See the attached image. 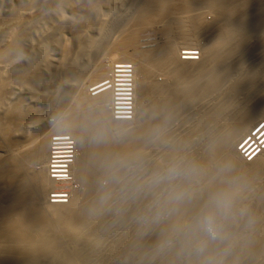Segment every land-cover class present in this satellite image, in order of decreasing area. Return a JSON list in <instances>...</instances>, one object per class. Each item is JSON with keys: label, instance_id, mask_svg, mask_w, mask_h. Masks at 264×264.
<instances>
[{"label": "bare ground", "instance_id": "1", "mask_svg": "<svg viewBox=\"0 0 264 264\" xmlns=\"http://www.w3.org/2000/svg\"><path fill=\"white\" fill-rule=\"evenodd\" d=\"M17 1V6L14 5L16 10L13 8L15 12L11 13V10L9 12L11 14H7L6 17L5 15H1L4 18L0 16L2 18L0 19V30L5 33L3 26L7 29L5 34L0 31V63L3 61L7 63L19 56L22 43L20 40L18 41V35L21 33L20 30H24V27L26 29L27 23L30 22L31 16L29 18L27 15L31 9L30 6L37 2L36 0ZM109 1L112 3V0ZM136 1V7H134L135 0L133 3L134 13L132 18H129L128 26L127 24V27L124 26L125 28L120 32L117 40L105 45L108 47V52H105L109 57L107 58L105 55L106 60L95 62L96 64L86 73L89 77L87 78L88 85H86L87 83L84 85L87 86V92H85L88 96L83 94V87L79 94L72 97V103L64 112L66 116L50 133L51 138L47 135L44 136V132L42 135L40 134L41 137L40 135L38 138L31 137L30 141L23 145L16 139L17 131L14 134V128L19 125L15 123V116L18 115L21 105L14 106L15 108L10 112L6 110L8 113L5 114L7 115L1 118L0 136L3 141L0 144V150L4 152V157L0 158V257H3L1 252H4L1 247L4 245L7 247L8 241H10L8 239L11 238L13 244H10L12 246L16 244L15 247L21 241H27L29 238L26 239V236L30 234L32 236H28L33 239L30 238L32 241H29L30 245L28 244L29 247L25 255L21 252L23 249L20 250V247L17 246L14 249L19 252L18 254L25 264H38L42 253L48 254V256L54 255L56 250L60 251V248L64 250L63 254L65 251L66 254L69 251V255L76 264H81L78 259L85 251L86 255L87 253L94 254L90 255L88 264H264V126L260 128V125L264 123V0ZM46 2H48L47 5H50V7L46 5L48 9L43 10L46 13L53 4L55 9L60 6L57 4H65L60 0H46ZM103 2L107 7L109 2L107 1L106 4V0L86 2L84 10L87 18L85 21H88V24H84L83 20V24L81 22L78 24L80 28L82 24L83 27H86L84 30L87 31L91 17H98L99 12L103 18L107 16L108 8L106 13L98 9L100 5L101 7L104 5L100 4ZM52 8L49 12H53ZM207 12L213 16V21L205 25L207 21H203V17L206 19L203 13ZM36 14L38 15V13ZM42 15L45 17L44 14ZM39 19L38 22L44 18ZM32 20H34V16L33 19L31 18ZM77 20L79 21V19ZM120 20L124 21V19ZM34 21L31 23L34 24ZM117 23L113 21L109 25L114 27ZM153 25L157 26L163 40L161 39L159 46L139 50L138 44L140 45V43H137L139 33ZM100 27L98 32L102 29ZM80 30L77 34L80 39H78L79 51L74 53L72 58L69 57L70 61L65 58L69 62L66 63L67 65H63L64 68L62 67L63 75H65L63 81L66 80L67 73L74 71L72 67L76 66L78 61L81 65V61H83L81 56L88 53L90 55V50L97 53L98 47L101 46V44L99 45L100 41L109 36L106 35L107 32L103 33L105 31L102 29L101 34L97 32V35L95 33L94 36H87L85 33L83 37L81 32L84 30L82 28ZM23 32L25 34V31ZM201 34L204 36L203 39L201 38L203 42L205 39L202 44L199 43ZM20 38H22L21 35ZM249 40L252 41L248 42ZM247 42L253 43L252 45L248 44V47ZM46 48L47 43L44 41L38 50L44 53ZM69 50L67 49V54L65 53L67 57ZM193 52L196 54L193 55ZM195 55L197 56L195 57ZM36 57L37 55L29 58L28 64L31 65L30 67L25 65L28 68H23L25 71L22 72L20 70L21 75L7 74L8 77L0 81V107L7 101L9 91L6 90V87L10 86V82L24 79L32 83L31 81L36 82L35 80L39 79V76H35L38 77L35 79L31 73L33 71L30 72L37 67V62H39ZM256 59L257 62L254 61ZM80 65L76 67L79 68ZM85 65L87 66L88 63ZM82 67L84 68V66ZM34 72L36 73L35 70ZM156 72L166 76L163 81L158 82L152 79H155L154 73ZM65 84L56 87L55 93L59 96H54L58 98L59 105L56 104L54 111H57L61 106V99L65 98L62 97L64 93H68L65 91L67 89ZM239 94L243 99L238 97ZM212 95L216 97L213 105L206 102ZM115 98L118 105L116 113L121 114L118 116L125 117L126 120L117 121L114 118L116 115L112 114L111 108H115ZM235 98L242 99H236L237 102L234 100L235 103L239 104L238 101L243 103L240 102L241 106L232 108L230 104ZM136 102H138L137 105L139 104L138 108H136ZM187 106H196L199 111L192 113L189 119L179 123L178 111L181 107ZM5 108L8 109V107ZM125 109L134 111L130 120L127 119ZM223 117L225 118L223 119ZM226 117H229L228 120ZM223 120L225 123L222 122L223 125H221L219 122ZM174 122L177 126L173 131L167 132L162 129L166 124ZM211 123L212 126L215 124L216 129L215 126L213 128L210 126ZM214 130L217 134L214 133ZM129 134L136 139L131 141ZM101 135L104 140L95 139ZM125 135H128L129 139L125 138ZM147 135L153 137L150 143L158 150L162 151L168 146L167 160L181 155L179 150L183 145L188 147V164L185 170L179 169L178 166L172 167L181 172L183 176L178 184L174 179L176 186L174 192L168 191L166 184L156 183L158 185V191H155L154 194L156 211H147V207L141 206L143 214L147 218L149 215V218L144 221L142 219L140 224L138 222V232L145 231L149 238H139L138 242L135 240L133 246L130 247L133 248V251L125 250L130 254L125 253L121 257L123 253L121 256L118 255L120 249L116 247L119 244L116 239L123 228L112 229L114 221L106 219L109 215L107 216L105 204L111 202L115 192L118 193L116 190L119 188V179L123 169L118 168L119 171L115 170L116 173L107 176L111 179V183L106 187L96 184V176L102 172L106 174V170L114 164L113 156L119 165L115 163L111 168H116V165L120 167L123 161L125 162L122 159L127 160L130 157L138 158L139 164L142 163L139 153L144 143L143 138ZM55 140L75 145L72 146V151L73 153L76 151V154L70 175L76 179L78 184L87 179L92 182L90 186L92 191L89 190L91 194H88L91 197L89 207L87 204L84 208L81 207L83 209L75 210L81 200L83 201L84 196L88 197L79 192L77 187L65 197V199L68 198V201L57 205L46 202V197L50 196V176L55 168H64L63 162L58 163L57 161L64 149L59 148L50 152V146ZM245 147L251 152H257L255 155L253 154L250 161H246L242 157ZM50 158L53 160L48 163ZM132 159L131 162H133ZM139 164L137 163V166ZM144 166L141 170L153 173L155 169L162 167V160L156 157L148 163L144 162ZM97 168L99 169L96 170ZM163 172L162 169L161 174ZM63 176L67 177L68 174H63ZM66 179L62 178L59 181L67 186L65 185ZM138 185L135 183L134 187L137 188ZM146 187H143L145 195L148 193L145 191L148 190ZM167 194L172 203L170 207L165 208L164 201ZM217 194L227 197L229 204L226 212L214 208L212 198ZM177 196L182 198L177 199ZM149 197L151 196L149 195ZM58 198L60 197L57 196L55 200ZM179 200L183 202L181 206L178 204ZM152 203L150 204L152 205ZM91 208L94 210L91 211ZM209 211L217 212V218L223 225L226 239L211 240L200 228L199 218ZM111 218L113 217L111 216ZM69 221L73 222V226L77 225L75 229H67L66 224ZM180 228L188 231L182 239H179L180 233L178 237V231L181 232ZM135 230L137 229L135 228ZM96 231L105 235L104 237L110 244L108 253L100 250L101 253H105L102 256H99L98 240L94 244L97 246L95 249L88 247L90 244L88 241L97 236L93 234ZM23 233L26 235L25 239L22 238ZM52 233L56 235V240H59L58 245H56L57 242L55 244L56 240L50 239ZM171 235L174 236L175 243L174 258L169 256L170 259H164L165 256L163 258L162 255L158 256L157 254L159 260L156 258L155 261L145 258L146 254L142 255V252L139 254L135 249L137 246H158L159 248L163 241H168L171 238ZM19 237L24 239L20 243L16 241L20 239ZM134 237L136 236L134 235ZM5 240H7V245ZM208 240L211 244L210 247H207L209 246ZM122 241L120 243H124ZM228 247H232V252H230L231 250L227 251ZM201 248L202 251L198 250ZM42 258L47 259L44 256ZM41 259L40 261H42ZM62 261L63 259L60 262L62 263ZM56 262L58 261L56 260ZM56 262L53 263L56 264Z\"/></svg>", "mask_w": 264, "mask_h": 264}, {"label": "rangeland", "instance_id": "2", "mask_svg": "<svg viewBox=\"0 0 264 264\" xmlns=\"http://www.w3.org/2000/svg\"><path fill=\"white\" fill-rule=\"evenodd\" d=\"M37 2H35L34 4H32L31 6H34V7H31L30 6V11H29V8L27 9L28 11H29V14H28V12H27V15H29L28 17L30 18V16H31V18L33 19V16H34V20L39 16V14H41L38 18H40V19H43V20H40V22H38L37 20H38V18H37V20H32V21H34V24L33 23H31L32 21H31V18L29 19L30 20V22H28L27 23V27H26V29H25V27L23 28L24 30H20V32L21 33H19V37H18V41L20 40L21 42L20 43H22V50H20V54H19V56H16L15 57V59H12V60H9V62H5L4 63V61H3V63H0V81L2 80V79H4L5 77H8V75L9 74H12V73H15L16 75L17 74H20L22 71H25L24 69L25 68H28V67H30V65L28 64V61L32 58V57H34V56H36L37 55V59H38V61L39 62H37V67L36 68H33L35 71H36V73H37V75H36V73L34 72V70L32 69V70H30V72L31 71H33V72H31L32 74H33V76L35 77V76H39V79H38V77H35V79H38V80H35L36 82H33V81H31L32 83H29V81L27 82V80H24V79H20L19 81L18 80H16V81H14V82H10V86H7V87H10V88H7L6 87V90L8 89V91H9V94H8V97H7V101H6V103L2 106V107H0V120H2L1 118H4L3 116H5V115H7V114H5L7 111L8 112H10L12 109H14L15 107H16V105H21V107L19 106V111H18V115L17 116H15V123L16 124H18L19 126L17 127H15L14 128V130H15V132H14V134H16V131H17V136L15 135V137H16V139H18V141H20L21 142V144L23 145V143L25 144V142H28V141H30V139H31V137L33 138H38L39 137V135L41 134H43L44 132V136H48L49 138H51V136H50V133L51 132H53L54 130H55V128H56V126H57V124L61 121V119L62 118H64L66 115V113L64 114V112H66L65 110H67V108L70 106V104L72 103V100H73V98L72 97H75V95L78 93H80V90H82L83 89V87H84V92H83V94H85V95H87L86 94V90H87V86L86 85H88V83H87V78H89L88 77V75H86V73L94 66V64H96L97 63V61L98 62H100V61H102V60H106V56H107V58L109 57L108 56V54H107V50H108V47H106L105 45H107V44H111L110 42H114L115 40H117L118 39V37L120 36V32L122 31V29L123 28H125V27H127L128 26V24H129V22H130V19L132 18L131 16H133V13H134V7H136V0H135V6H134V0H112V3L109 1V0H106V4L108 3V6L106 7L105 6V4H104V2L103 3H100V4H104L102 7H101V5L98 7V9H101V11L102 12H105L106 10H107V8L109 9V11L106 13V17H104L103 18V16L101 15V13L99 12V14L97 15L98 17L100 16L101 18H98V17H96V18H94L93 16V18L91 17V23H90V25L89 26H87L88 27V29H89V31H88V29H87V31L86 30H84V28L86 29V27H83L82 26V21L84 20V24H86L87 22L85 21V19L87 18V17H85L87 14L85 13V8H84V6L87 4L86 2H88L89 0H60V1H63L62 3L64 4V2H65V4L64 5H61V4H57V5H60L59 7H57L58 9H55L56 7L54 6V4L51 6V8H52V10H53V12L52 11H50L49 12V10H51V8H49V10L47 11V13L46 12H44L45 11V8H46V10L48 9V7H46V5H47V3L48 2H46V0H36ZM48 1V0H47ZM108 1V2H107ZM114 1V2H113ZM17 0L15 1V0H0V16L2 15V16H4L5 15V17H6V15L8 14H11L13 11L15 12V10H16V4H17ZM116 3V4H115ZM19 4V3H18ZM55 4V5H56ZM112 4V5H111ZM113 4H115V5H113ZM121 4V5H120ZM14 5H16V6H14ZM36 5V6H35ZM82 5V6H81ZM109 5H111V6H113V7H111V6H109ZM47 6H49L50 7V5H47ZM105 6V7H104ZM134 6V7H133ZM104 7V8H103ZM133 7V8H132ZM13 8H15V10L13 9ZM113 8V9H112ZM98 9H97V11H98ZM113 10V11H111V10ZM12 10V11H11ZM26 10V11H27ZM44 10V11H43ZM55 10V11H54ZM83 10V11H82ZM1 11H2V13H1ZM11 11V13H9ZM41 11V12H40ZM100 11V10H99ZM111 11V12H110ZM132 12V13H131ZM6 13V14H5ZM25 13V12H24ZM36 13H38V15L36 14ZM45 13H46V15H45ZM114 13V14H113ZM26 14V13H25ZM35 14V15H34ZM42 14H44L45 15V17L42 15ZM103 14V13H102ZM112 14H113V16H112ZM122 14V15H121ZM132 14V15H131ZM208 12L207 13H203V16L205 15L206 17V19H204V17H203V21L205 22V20L207 21V22H205V25H207V24H209V23H211L212 21H213V16L211 15V14H209V16H208ZM27 15H26V17H27ZM49 15V16H48ZM71 15V16H70ZM84 15V16H83ZM1 16V17H2ZM25 16V15H24ZM35 16H36V18H35ZM42 16V17H41ZM47 16V17H46ZM80 16V17H79ZM105 16V15H104ZM25 17V18H26ZM111 18V17H113L114 18V20H113V18H111V19H109V18ZM120 17V18H119ZM125 17V18H124ZM2 18H4V17H2ZM2 18H0V19H2ZM83 18V19H82ZM130 18V19H129ZM27 19V20H28ZM77 19H79V21L77 20ZM103 19V20H102ZM105 19H107V20H105ZM116 19V20H115ZM120 19H124V21L123 20H120ZM88 20V19H87ZM100 20V21H99ZM101 20H102V22H105V23H102L101 22ZM62 21V22H61ZM99 21V22H98ZM109 21V22H108ZM113 21H115V23L116 22H118L117 24H116V26H111V25H109V24H111V23H113ZM121 21H122V23H121ZM126 21H128L127 23H126ZM211 21V22H210ZM35 22H38V23H36L35 24ZM82 23L81 24V28H82V30H84V32H81L82 34H83V37L85 36L84 34L86 33L87 34V36H92L93 34H95V35H97V32H98V28L100 27V28H102L103 29V31H105V32H103V33H106V35H109L108 36V38L105 40H102V41H100V43H99V45L101 44V46H99L98 47V49H99V51L96 53V51H94L95 52V54H94V52H93V50H90L89 52H90V55H89V53L88 54H84V56H81L83 59V61H81V65H80V61H78V63L76 64V66H78V65H80L79 66V68L78 67H76V66H74V67H72V69H74V71L72 72L71 71V73L69 74V73H67L66 74V76L67 77H65V79L66 80H64L63 81V79H64V77L63 76H65V75H63L64 73L62 72V69L65 67V66H63V65H65L66 63H68L70 60H71V58L74 56V53H77L78 51H79V44H78V35L77 34H79L78 32V30H80L81 28H80V25H78L79 23ZM209 22V23H208ZM100 23H101V25H100ZM124 23H125V25H124ZM29 24V25H28ZM88 24V23H87ZM103 24V25H102ZM126 24H127V26H126ZM29 26V27H28ZM125 26V27H124ZM112 27V28H111ZM117 27V28H116ZM28 28V29H27ZM107 28H109V29H107ZM101 29V30H102ZM108 31H107V30ZM26 30H28L27 32H26ZM95 30V31H94ZM99 31L98 32V34H101V32L102 31ZM1 32H2V30H0ZM3 31L6 33L7 32V29H5L4 28V26H3ZM23 31H25V34H24V32ZM81 31V30H80ZM86 31V32H85ZM112 32V33H111ZM3 33V32H2ZM5 33H3V34H5ZM80 33V34H81ZM160 33V31L158 30V28H157V26H155V25H153V26H151V27H149V28H147L146 30H144V32L142 31V32H140L139 33V35H138V40H137V43L139 42L140 43V45L138 44V48H139V50H141V49H146V48H154L155 46H159V44H160V42L163 40L162 38H161V34H159ZM20 35H21V37L22 38H20ZM152 35V36H151ZM161 35V36H160ZM94 36V35H93ZM99 36V35H98ZM151 36V37H150ZM154 36V37H153ZM1 37H3V35H1ZM81 37H82V35H81ZM80 37V38H81ZM107 37V36H106ZM148 37V38H147ZM204 38V36L201 34V36H200V41H199V43L200 44H202V43H204L205 42V39H204V42H203V38ZM198 38V37H197ZM202 38V39H201ZM162 39V40H161ZM80 40V39H79ZM156 40V41H155ZM202 40V41H201ZM44 41H46V43H47V48H46V51H47V53H46V51L44 52V53H41L40 52V50H38L39 48H40V45L42 44V42H44ZM109 41V42H108ZM151 41V42H150ZM155 41V42H154ZM250 41H252V40H249L248 42H250ZM101 42H103V43H101ZM143 42H144V44H143ZM148 42V43H147ZM247 42V45L249 44V45H252V43L250 44V43H248ZM107 43V44H106ZM142 43V44H141ZM153 43V44H152ZM155 43H157V44H155ZM249 45H248V47H249ZM37 47H39V48H37ZM67 49L69 50L68 51V57H67V53H66V51H67ZM101 50V51H100ZM104 50V51H103ZM37 51V52H36ZM102 51H103V53H102ZM105 51H107V52H105ZM147 51V50H146ZM29 53V54H28ZM36 53V54H35ZM40 53V54H39ZM46 53V54H45ZM66 53V54H65ZM72 53V54H71ZM106 53V54H105ZM44 54V55H43ZM88 55V57H86ZM106 55V56H105ZM18 57V58H17ZM21 59H20V58ZM39 57V58H38ZM69 57H71V58H69ZM101 57V58H100ZM104 57H105V59H104ZM30 58V59H29ZM65 58H68V60L67 59H65ZM84 58H86V59H84ZM17 59V60H16ZM65 60H67L66 62H65ZM81 60V59H80ZM255 62H257V59L256 60H254ZM253 61V62H254ZM96 62V63H95ZM86 63H88V65L86 66L85 64ZM5 65V67H4V65ZM16 64V65H15ZM28 64V65H27ZM1 65H3V66H1ZM28 66V67H26V66ZM67 65V64H66ZM24 66V67H23ZM81 66H84V68L82 67L81 68ZM63 67V68H62ZM86 67V68H85ZM22 68V69H21ZM24 68V69H23ZM31 69V68H30ZM80 69V70H79ZM20 70H21V72H20ZM20 72V73H19ZM77 72V73H76ZM5 74V75H4ZM8 74V75H7ZM69 74V75H68ZM75 74H77L76 76H75ZM155 74V79L154 78H152L153 80H157L158 82H161V81H163L164 79L163 78H165L164 77V75L163 74H159V72H156V73H154ZM158 74V75H157ZM21 75V74H20ZM71 75V76H70ZM3 76V77H2ZM69 76V77H68ZM153 77H154V75H153ZM86 79V80H85ZM22 80V81H21ZM84 80V81H83ZM26 83H25V82ZM66 81V82H65ZM89 82V81H88ZM65 83H67V84H65ZM85 83H87L86 85H84ZM60 84L62 85V84H65L64 86L67 88H65L66 90L65 91H68V93L66 92V93H64V96H62V97H65V98H63V100L61 99V102H62V104H61V106L59 107V111L57 110V111H54V110H56V104H58L59 105V103L57 102V97L59 96H57L56 95V87H58V86H60ZM56 85V86H55ZM71 85V86H70ZM84 85V86H83ZM70 86V87H69ZM74 86V87H73ZM81 86H82V88H81ZM86 86V87H85ZM69 88V89H68ZM81 88V89H80ZM76 89V90H75ZM72 91V92H71ZM78 91V92H77ZM86 91V92H85ZM10 92H11V94H10ZM72 94V95H71ZM54 95H56L57 97H55ZM88 96V95H87ZM236 96H238V95H236ZM238 97H240V94H239V96ZM9 98V99H8ZM56 98V99H55ZM71 98V99H70ZM215 96L214 95H212V96H210L207 100H206V102L208 103V104H212L213 105V103H215L214 101H215ZM240 98H242V96L240 97ZM55 99V100H54ZM236 99L237 100H242V99H239V98H235V99H233V101L231 102L232 104H230L231 105V107L232 108H236L238 105L239 106H241L240 105V102H241V104L243 103L242 101H238L239 102V104L238 103H235L234 102V100L236 101ZM53 101H54V104H55V106H54V104H52L53 103ZM12 102V103H11ZM20 102V103H19ZM237 102V101H236ZM11 103V104H10ZM137 103L138 102H136V108H138V105H137ZM235 104H237V105H235ZM53 105V106H52ZM8 107V109L7 108H5V107ZM10 106V107H9ZM15 106V107H14ZM230 107V106H229ZM4 108V109H3ZM61 108H63V109H61ZM7 110V111H6ZM53 111V112H52ZM199 110H198V107H196V106H193V107H191V106H187V107H181L180 108V110L178 111V113H179V115H180V118H179V123L180 122H182L183 120H186V119H189V117L191 116V114L192 113H197ZM7 112V113H8ZM51 112V113H50ZM4 114V115H3ZM64 114V115H63ZM51 115V116H50ZM225 117H223V119H224ZM227 118H229V117H226V119ZM226 119H225V121H226ZM228 120V119H227ZM222 122H224V120L223 121H221V122H219V123H221V125H223V123ZM225 123V122H224ZM171 124V125H170ZM176 124H175V122L174 123H169V124H166V126H163L162 127V129H164L165 131H167V132H169V131H173L175 128H176ZM210 126L213 128V126H215V124L212 126V123L210 124ZM18 129V130H17ZM215 129H216V126H215ZM211 130H213V129H211ZM215 131L216 130H214V133H215ZM47 132V133H46ZM215 134H217V132L215 133ZM41 135H40V137H41ZM130 135V134H129ZM103 135H101L100 137H102ZM126 136V137H125ZM124 137L125 138H127V139H129V136L128 135H125ZM131 137H132V139H131V137H130V140L131 141H134L136 138L134 137L133 138V135H130ZM149 135H147V136H145L144 138H143V140H144V143H143V146H142V149H141V152L139 153L140 154V157L142 158V163H140L139 164V161H137V159L138 158H136V159H132V157H130V159H122V160H125V162L123 161V163H122V165L120 166V167H117L118 165H119V162H116V160H115V156H113V158L114 159H112V161H113V165L112 166H114L115 165V163L116 164H118V165H116L115 167L116 168H111L112 166H110L109 168H108V170H106V172H105V170H104V172L107 174H104L103 172L100 174V175H97L96 176V184H98V186H100V187H106V186H108L109 185V183H111V179H109L107 176H111L112 174H114V172L116 173L117 171H115V170H118L119 171V169H123V172H122V174H121V177H120V179H119V190L117 189L116 191L118 192V193H116L115 192V196L113 195V197H112V200H111V202H113V203H111V202H109V204H105V209L107 210V218L106 219H111L112 221H114L115 222V224H114V222H113V228L112 229H114V228H117V229H119V227L120 228H123L120 232L121 233H119V237H117V239H116V242L118 241L119 242V244H117L118 246H116V247H118L119 249H120V251H121V253H120V251L118 252V255L119 256H121V254H122V256L121 257H123V255L125 254V253H127V254H130L129 253V251H133L132 249L133 248H130L131 246H133V242L136 240V242H138V240L137 239H139V238H143V239H147V238H149V236L146 234V232L145 231H139L138 232V226H139V224L141 223V221H142V219H143V221H144V219H148L149 218V215H148V218H147V216L145 217V215L143 214V209H142V207L143 206H145V208L147 209V211L149 210V211H153V212H155L156 211V205H155V198H154V194H155V191H158V185H156V183H154V180H155V178L156 177H158V175L160 176V177H166V174H167V172H168V170L169 169H171L173 166H178L179 167V169H183V170H185V168H186V165L188 164V157H189V154H187V149H189L188 147L186 148L184 145H183V147L179 150L180 151V153H182L181 155H178V156H176L174 159H172V160H167V158H168V152H167V149H168V146L166 147V148H163V150L161 151V150H158L157 148H155L154 146H152V144L150 143V141H151V139L153 138H151V136H149ZM251 138V137H250ZM52 139H53V137H52ZM134 139V140H133ZM102 140H104V138L102 139ZM101 140V141H102ZM2 138H1V136H0V144H2ZM3 154V155H2ZM2 155V157H0V158H3L4 157V152L3 151H1L0 150V156ZM156 157H158L159 159H161L162 160V167L160 168H157V169H155L154 170V172L153 173H150L149 171H147V170H141V169H143V167H145L144 166V162L145 163H148V162H150L151 160H154ZM153 158V159H152ZM131 159H132V161L133 162H131ZM140 160V159H139ZM111 161V162H112ZM128 161H130V162H128ZM136 161V162H135ZM121 162V161H120ZM127 162H128V164H127ZM137 163L139 164V166H137ZM128 165V166H127ZM143 165V166H142ZM123 166V167H122ZM140 166H141V168H140ZM128 167V168H127ZM119 168V169H118ZM139 168V170L137 171V169ZM99 168H97L96 170H98ZM131 169V170H130ZM162 169L164 170V172L161 174V172H162ZM108 171V172H107ZM144 171V172H143ZM149 172V174H147ZM133 173V174H132ZM179 174L178 175H176L174 178H171V179H168V178H164V179H162L159 183L160 184H162V185H164V184H166L167 185V190L168 191H171V192H174L175 191V189H176V186H175V182H174V179L176 180V183L178 184V182L182 179V173L181 172H178ZM134 174H136V175H134ZM141 174H142V176H141ZM161 174V175H160ZM122 175H124V176H122ZM132 175V176H131ZM132 179V180H131ZM133 179H135V180H133ZM137 179V180H136ZM138 179H140L139 181V185L137 184L138 183ZM109 180H110V182H109ZM128 180V181H127ZM142 180V181H141ZM75 181H76V179H75ZM87 181V182H86ZM85 182H83V183H80V184H78V189H79V192H81L82 194H84V195H86V196H88V194H91V192H89V190L90 191H92V189H90V186H91V181H90V179H87ZM128 183H127V182ZM132 181V182H131ZM129 182H130V184H129ZM136 183V185H138L137 186V188L136 187H134L135 186V183ZM126 183V184H125ZM134 184V185H133ZM127 185H129V186H127ZM130 185H131V187H130ZM148 185V186H147ZM151 185V186H150ZM127 186V187H126ZM146 187V189H148V190H145L146 191V195H145V192H144V190H143V187ZM157 186V187H156ZM49 187H50V184H49ZM134 187V188H133ZM156 187V188H155ZM132 188V189H131ZM100 189V188H99ZM134 189V190H133ZM87 190H88V192H87ZM120 190H121V192H120ZM128 190V191H127ZM130 190V191H129ZM133 190V191H132ZM86 192V193H85ZM119 192H120V194H119ZM126 192H128V193H126ZM132 192V194H129V193H131ZM153 192V193H152ZM119 194V195H118ZM122 194V195H121ZM136 194V195H135ZM165 194V193H164ZM83 195V196H84ZM149 195L151 196V197H149ZM120 196V197H119ZM132 198H131V197ZM153 196V197H152ZM89 197V198H88ZM88 197H85L84 196V198H83V201L81 200V202H80V204L79 205H77L76 207H75V210L77 209L78 211L79 210H81V209H83L85 206H87V204H88V206L87 207H89L90 206V204H91V197H90V195L88 196ZM148 197H149V199H148ZM178 197V196H177ZM121 198V199H120ZM124 198V199H123ZM114 199V200H113ZM120 199V200H119ZM123 199V200H122ZM122 200V201H121ZM152 200V201H151ZM116 201V202H115ZM136 201V202H135ZM154 201V202H153ZM119 202V203H118ZM123 202V203H122ZM149 202V203H148ZM153 202V203H152ZM83 204V206H81L82 204ZM143 203H145V204H143ZM150 203H152V205L150 204ZM171 203H172V200L170 199V197L168 196V194H167V196H166V198H165V201H164V206H165V208L166 207H170L171 206ZM183 202H181L180 200L178 201V204H179V206H181V204H182ZM135 204V205H134ZM107 205V206H106ZM111 207H110V206ZM116 206H118V207H116ZM125 206V207H124ZM142 206V207H141ZM80 207V208H79ZM81 207H83V208H81ZM109 209H108V208ZM155 207V208H154ZM159 207H161V206H159ZM114 209H115V212H116V210H117V212L115 213L114 212ZM92 210H94V209H92L91 208V211ZM128 210H129V212H128ZM136 210V211H135ZM140 212H139V211ZM155 210V211H154ZM160 210H161V208H160ZM112 211V212H111ZM123 212V213H122ZM134 212V213H133ZM119 213V214H118ZM136 213H138V214H140V215H138V214H136ZM114 214V215H113ZM125 214V215H124ZM133 214H134V216H133ZM143 214V215H142ZM129 215H131L130 217H129ZM111 216L113 217V218H111ZM116 216V217H115ZM122 216V217H121ZM125 216V217H124ZM133 216V217H132ZM110 217V218H109ZM136 219H135V218ZM145 217V218H144ZM119 218V219H118ZM126 218V219H125ZM130 218H132L131 220H129L128 221V219H130ZM116 219V220H115ZM124 219V220H123ZM124 221V222H123ZM137 221V222H136ZM138 222H139V224H138ZM73 222H68L66 225L68 226L67 227V229H69V228H71L72 230L73 229H75V226H77L76 224H74V226H73V224H72ZM125 224V225H124ZM70 225V226H69ZM123 225V226H122ZM137 226V227H136ZM181 226V225H180ZM182 227V226H181ZM135 228L137 229V230H135ZM179 228V227H178ZM135 230V231H133V230ZM183 228H180L179 230H181V232L180 231H178V237H179V233H180V237H179V239H182V238H184V236H186L187 235V233H188V231L187 230H185V229H183L184 230V232H183V230H182ZM134 232V233H133ZM145 232V233H144ZM186 232V233H185ZM144 233V236L142 235ZM24 234V233H23ZM22 234V238H24L25 239V237L24 236H26L25 234L23 235ZM33 234V233H32ZM93 234H96L95 236L96 237H94L93 239L91 238L90 239V237H87V238H89L90 239V241H88V243H90L89 244V246L88 247H91V248H93V249H95V247H97V246H95L94 244H95V242L98 240V242H99V244H98V250H99V256H102V254L103 255H105V253H108V251H109V248H110V244H109V241H107V238L106 237H104L105 235H103L100 231H96V232H93ZM137 234V235H136ZM139 234V235H138ZM29 236H32V235H30V234H28ZM26 236V239H28L27 241H25L24 239H22V238H20L19 240H16V241H18V243H20V241L21 240H24V242L23 241H21V243L20 244H18L17 246L18 247H20V250L21 249H23L21 252H23L24 253V255L27 253V251L26 250H28L27 248L29 247V241H32V240H30V238L31 239H33V237H29V236ZM53 235V236H52ZM100 235V236H99ZM134 235L136 236V237H134ZM140 235H142V236H140ZM50 236V235H49ZM56 235H54L53 233L51 234V237H50V239H52V240H56V238L57 237H55ZM138 236V237H137ZM7 237V236H6ZM28 237V238H27ZM100 237V238H99ZM125 239H124V238ZM146 237V238H145ZM16 238V237H15ZM119 238V239H118ZM124 240H123V239ZM128 238V239H127ZM135 238V239H134ZM8 239V238H7ZM123 241H122V240ZM129 241V240H131V241H127V240ZM132 239H133V241H132ZM8 240H10V241H8V243H7V240H5V242H6V245H7V247L5 246H2V247H4V248H2L1 247V249L2 250H4V252L2 251L1 253H2V255H3V257L5 258H3V257H0V264H25L24 262H23V259L22 258H20V256H19V252H16L14 249H16V247L17 246H15L14 247V245H16V244H14L13 246L10 244V243H12L13 244V242L11 241V238L10 239H8ZM93 240V241H92ZM99 240H101V241H99ZM149 240V239H148ZM174 236L173 235H171V238H169L168 239V241H163L162 243H161V245L159 246V248H158V246H151V247H143V246H137L135 249L136 250H138V253L140 254L141 252H142V255H144V254H146V256H144L145 258H147V259H151V260H155L156 261V258H157V254H158V256L159 255H162V257L164 258V256H165V258L164 259H167V258H174V256H173V252H174V246H175V243H174ZM15 241V242H16ZM58 241L59 240H56L55 241V244H56V242H57V244L56 245H58ZM124 242V243H120V242ZM140 241V240H139ZM14 242V243H15ZM28 242V243H27ZM128 244H127V243ZM208 242V244H209V246H207V247H210L211 246V244H210V241L208 240L207 241ZM23 243H26L25 245L23 244ZM107 243H108V246H107ZM23 246H22V245ZM29 244V245H28ZM123 244H125V245H123ZM132 244V245H131ZM121 247H120V246ZM128 245H129V247H128ZM26 246V247H25ZM94 246V247H93ZM106 246V248H104ZM123 246V247H122ZM12 247V248H11ZM22 247V248H21ZM87 247V248H88ZM142 247H143V249H142ZM100 248V249H99ZM105 250H104V249ZM117 248V249H118ZM148 248V249H147ZM13 249V250H12ZM19 249V248H18ZM90 249V248H89ZM118 249V250H119ZM134 249V250H135ZM142 249V250H141ZM161 249V250H160ZM60 251L58 252L57 250L55 251V254L54 255H50V256H48V254L46 255L45 253H42L43 255L42 256H44V257H46L47 259H45V258H42V256H40L39 257V263L38 264H54L53 262H56V260L58 261V262H56V264H76V263H74L73 262V260H72V258H71V256L69 255V251H67V254L64 252V254L62 253L64 250H62L61 248L59 249ZM92 250V249H91ZM104 251V252H102L101 253V251ZM125 250H129V251H125ZM135 250V251H136ZM160 252H159V251ZM231 250V251H230ZM1 251V250H0ZM26 251V252H25ZM93 251V250H92ZM227 251H230V252H232V247L230 248V247H228L227 248ZM227 251H225V253H227ZM9 252V253H8ZM16 252V253H15ZM59 254H58V253ZM143 252H145V253H143ZM10 253H12V254H10ZM61 253V254H60ZM162 253V254H161ZM166 255H165V254ZM1 255V256H2ZM62 255V256H61ZM65 255V256H64ZM93 256L94 254H90V253H87V255H86V251L81 255V257H79V259H78V262L79 261H81L80 263L81 264H88L87 263V261H89V259H90V257L91 256ZM135 255H137V254H135ZM17 256V257H16ZM19 256V257H18ZM59 256H61V257H59ZM169 256H171V257H169ZM24 257V256H23ZM66 259H65V258ZM69 259H68V258ZM3 258V259H2ZM18 258H20V259H18ZM25 258V257H24ZM42 258V259H41ZM49 258H51V259H49ZM57 258V259H56ZM2 259V260H1ZM40 259L42 260V261H40ZM45 259V260H44ZM63 259V261H62V263L60 262L61 260ZM161 259V258H160ZM52 260H53V262H52ZM60 260V261H59ZM157 260H159V258H157ZM46 261V262H45ZM68 261H70V262H68ZM83 262V263H82Z\"/></svg>", "mask_w": 264, "mask_h": 264}, {"label": "built area", "instance_id": "3", "mask_svg": "<svg viewBox=\"0 0 264 264\" xmlns=\"http://www.w3.org/2000/svg\"><path fill=\"white\" fill-rule=\"evenodd\" d=\"M192 54L194 55V54H196V52H193ZM196 56L197 55H195V57ZM116 101L117 100L115 98V103H114L115 108L114 109L111 108L112 114L116 115L114 118L117 121L126 120L125 117L124 118L123 117H121V118L119 117L121 114L116 113V111L118 109V108H116L118 106ZM125 113H126L127 119L130 120L131 116H133V114H134V111L131 110V109L130 110H126L125 109ZM55 142H57V143H55ZM52 144L53 145L50 146V152L51 153L54 152L55 149H59V148H61V149L63 148L64 149V151H62L61 154H60L61 156H59L60 158L57 159L58 163L59 162H63L62 166L64 168H59V169L55 168L54 169V171H53V173H52V175L50 176V179H49L50 186H51L50 193H49L50 196H48V198L46 197V202H48V204L57 205V204H60L61 202L63 203L65 201H68V198L65 199V197L72 190H74L76 187L78 188V182L75 181V179H73V177L70 175V171L72 170V167L74 165L76 151H75V153H73L72 146H75V145L72 144V143L71 144H69V143L66 144L65 142H63L61 140H55L54 143H52ZM247 147L244 148V151L242 152V154H243L242 157L246 161H250V160H252V157L257 152L256 153H255V151L251 152L250 150H248ZM239 151H240V148H239ZM65 157H67L68 159H66ZM52 160H53V158H50L48 160V163L52 162ZM46 162H47V160H46ZM60 169H61V172H60ZM63 174H68V176L64 177ZM62 178H67L66 179V184H65L67 186H64L63 184L60 183L59 180L62 179ZM66 187H68V188H66ZM57 196L60 197V198H58V200H55Z\"/></svg>", "mask_w": 264, "mask_h": 264}, {"label": "clouds", "instance_id": "4", "mask_svg": "<svg viewBox=\"0 0 264 264\" xmlns=\"http://www.w3.org/2000/svg\"><path fill=\"white\" fill-rule=\"evenodd\" d=\"M264 126V123L260 125V128ZM95 139L102 140V137H96ZM178 170L175 168L169 169L166 177H156L154 180V183H159L164 178H174L176 175H178ZM182 198L181 196H178L177 199ZM212 203L215 209L218 211H224L226 212L228 207V199L223 194H217L212 198ZM198 224L202 231L208 236L211 240H223L226 239V234L224 232L223 225L218 221L217 218V212L216 211H209L205 212L198 220ZM202 251L201 249H198Z\"/></svg>", "mask_w": 264, "mask_h": 264}]
</instances>
